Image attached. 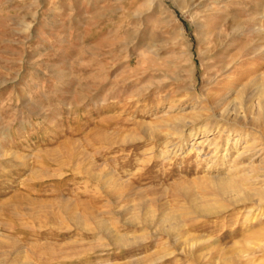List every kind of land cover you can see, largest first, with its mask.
Returning <instances> with one entry per match:
<instances>
[{
	"label": "rangeland",
	"instance_id": "obj_1",
	"mask_svg": "<svg viewBox=\"0 0 264 264\" xmlns=\"http://www.w3.org/2000/svg\"><path fill=\"white\" fill-rule=\"evenodd\" d=\"M262 107L264 0H0V264H264Z\"/></svg>",
	"mask_w": 264,
	"mask_h": 264
},
{
	"label": "bare ground",
	"instance_id": "obj_2",
	"mask_svg": "<svg viewBox=\"0 0 264 264\" xmlns=\"http://www.w3.org/2000/svg\"><path fill=\"white\" fill-rule=\"evenodd\" d=\"M221 98V97H220ZM264 107H262V109H260L259 110V112H258V117H257V120H262V119H264V109H263ZM230 110V109H229ZM246 112L247 113H251L252 114V112H253V108H251L250 106H248L246 109ZM226 111V110H225ZM222 112H224V111H222ZM221 112V113H222ZM224 114H226L225 112H224ZM231 114V113H230ZM237 116V115H236ZM235 117V116H234ZM245 117V116H244ZM243 117V115H242V117H236V123L237 124H241L242 122H245V118ZM247 117V116H246ZM203 118V117H202ZM222 119V118H221ZM229 119V118H228ZM232 119V118H231ZM248 119V118H247ZM230 120V119H229ZM201 121V120H200ZM225 121H226V119H225ZM198 122V121H197ZM247 122V121H246ZM202 123V122H201ZM231 123V122H230ZM197 124H200V122H198ZM243 126V125H242ZM201 128H203V129H205V130H207L208 128H210V126H208L207 124H201V126H200ZM233 127V126H232ZM234 129H235V131H238V129L239 128H237L236 126L234 127ZM197 132V131H196ZM236 134H238V132L236 133ZM195 135V132H194V129L193 130H191V132H190V137L191 136H194ZM246 139V138H245ZM237 140V139H236ZM201 141H199V143H200ZM264 149V143H257V142H253V143H249V142H245V145L242 147V150L240 149V148H238L237 149V157H242L243 155L245 156V155H247V154H249V153H252V152H254V153H258V152H261L262 150ZM255 154V155H256ZM254 155V156H255ZM253 157V156H252ZM260 157V156H259ZM264 157V156H263ZM254 159H257L256 157H254L253 159H251V165L252 166H255V167H257V168H262V169H264V160H262V159H260V160H258L259 161V163H255L253 160ZM226 177H228V176H226ZM230 177V176H229ZM227 179L225 178V179H222V181H226ZM229 181V180H228ZM118 237V236H117Z\"/></svg>",
	"mask_w": 264,
	"mask_h": 264
}]
</instances>
